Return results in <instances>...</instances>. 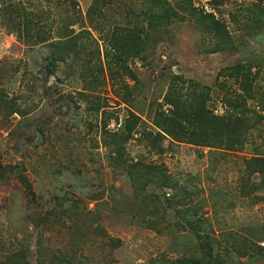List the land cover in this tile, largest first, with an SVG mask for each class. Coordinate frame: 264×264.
<instances>
[{"label":"rangeland","instance_id":"obj_1","mask_svg":"<svg viewBox=\"0 0 264 264\" xmlns=\"http://www.w3.org/2000/svg\"><path fill=\"white\" fill-rule=\"evenodd\" d=\"M20 1L0 0V264H181L208 247L220 264H264V203L238 188L244 157L264 153V0H65L49 14L65 15L60 30L33 22L31 40L4 13ZM51 54L65 58L54 73ZM237 64L255 75L259 118L242 151L144 135L169 87L207 90L223 114L238 83L222 71ZM136 161L177 187L143 191ZM185 189L186 203H168Z\"/></svg>","mask_w":264,"mask_h":264},{"label":"trees","instance_id":"obj_2","mask_svg":"<svg viewBox=\"0 0 264 264\" xmlns=\"http://www.w3.org/2000/svg\"><path fill=\"white\" fill-rule=\"evenodd\" d=\"M62 1L64 3L58 4L61 2L60 0H44L47 4H43L39 1L34 5L33 1L24 2L23 0L15 6L11 4L7 5L4 9V13L11 21L13 27H16L17 30L18 28L22 29L18 30L19 34L31 40L33 22L34 25L39 28V31L42 29L44 34L50 30L49 36L53 28L60 30L59 27L65 23V15H59L58 18L62 16L64 17V21L59 23L58 20H56V26L52 28V24L55 22L49 20V14L53 9H57L58 14L63 10L62 13L65 14V0ZM67 2H69L70 5H75L73 1ZM96 4L97 1L94 0L88 11H91L92 7ZM32 6H34L33 10ZM149 14H151L150 17H153L155 15V10H149ZM150 20L152 21V19ZM41 21L47 26L46 30L43 29L42 23H40ZM217 22L218 21H216L215 27H220ZM47 39L45 35L40 37L39 41L46 42ZM223 42H225V40L222 41V43ZM57 60L64 61L65 58L58 57L56 54H51L50 62H48L50 67L46 70H50L52 73L56 69ZM222 72L224 76L234 79L238 83V92L235 93V96L229 97L227 95L226 105H228V108L223 114L216 115L207 109V90H200L199 93L195 91L192 94L188 92V95L185 97L178 89L169 87L163 97V102L167 107H160L154 114L152 117V124L155 126V129L145 131L144 135L151 140L160 136L164 140L169 138L172 141H183L199 146H206L209 148V152H214L218 149L223 151H242L244 149L245 136L248 134V131L251 132V129L259 122V118H253L248 114L249 112H247V101L254 98L255 75L251 69L240 64L225 67ZM260 105L264 110V100L262 101V99H260ZM132 116L137 119L136 114L132 113ZM259 117L261 118V115H259ZM132 128L133 126H130L128 129L131 130ZM112 135L119 136L116 133ZM252 148L253 152L251 155L244 157L242 162L238 183L239 193L243 194V196H251L253 198L252 200H262L264 203V153L257 145ZM127 166H129L127 168L128 175L131 179L142 182V189L144 185L153 181L155 185L158 186L169 188L177 187V185L169 181L163 170L156 165L136 161ZM257 192L261 193L258 195ZM189 196H191V191L185 189L182 190L181 195L175 194L169 196L170 201L168 203L170 205L180 204V202L186 203ZM191 209L189 206L183 209L184 214H188V216L193 218L187 219L189 220V225L192 226V229L195 231L206 229L207 227H204L203 224L204 221L208 220L207 217H195V214L198 212H191ZM202 235L205 239H209L207 238L209 237L208 234ZM197 237L200 243H207L206 241H202L203 237L199 234ZM229 237L231 238V243H251V241L248 242L245 238H242L240 241V239L236 238L232 233H230ZM203 256L205 257L203 259L200 257L183 259L180 260V263L220 264V261L209 252V247L208 252L205 250L203 251ZM14 264H18L16 259H14Z\"/></svg>","mask_w":264,"mask_h":264}]
</instances>
